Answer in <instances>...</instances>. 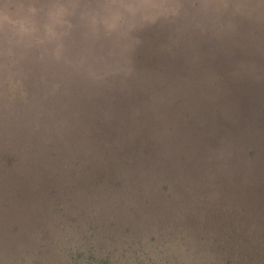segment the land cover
I'll return each instance as SVG.
<instances>
[{
  "label": "rangeland",
  "instance_id": "374dc122",
  "mask_svg": "<svg viewBox=\"0 0 264 264\" xmlns=\"http://www.w3.org/2000/svg\"><path fill=\"white\" fill-rule=\"evenodd\" d=\"M195 202L262 262L264 0H0V264H217Z\"/></svg>",
  "mask_w": 264,
  "mask_h": 264
},
{
  "label": "trees",
  "instance_id": "16d2710c",
  "mask_svg": "<svg viewBox=\"0 0 264 264\" xmlns=\"http://www.w3.org/2000/svg\"><path fill=\"white\" fill-rule=\"evenodd\" d=\"M164 197L171 198L172 190L170 186H166L164 189ZM170 200V199H169ZM161 203L157 201L156 206L160 205ZM204 202L198 203L195 202L194 204H186L182 207V204H178L176 208L178 211L171 212L168 210L161 211L158 217L155 218H144L141 219L139 224L146 225V224H155V232L159 237L164 239H168L171 237L172 239L176 238V233L184 232L188 233L191 230L195 233L196 237L198 238V245H205L210 248H214L217 250L221 257L218 259L217 264H264V258L262 262H243L242 257L244 256L243 253L246 249H248L250 243L247 242V238L245 235L247 232H241L242 223L240 221H236V219H228V217H224L220 215V212H212L213 216L210 222L204 223L202 220L198 219L197 216H200L201 209L207 208V205L204 207ZM200 206V207H199ZM200 208V209H199ZM181 209V210H180ZM187 210V213L193 221H195L196 225L189 224H182L179 220L180 215L177 214L182 210ZM215 214V215H214ZM89 217L88 223H84V227H90V230H84V235L91 234V237H83L85 241H88V244H96V242L100 239H92L96 238V233L92 230L94 227L96 228H104L107 231V237L113 238L121 228L124 227V232L126 234L132 231L133 225H122L121 222L116 218H112L110 222H99L98 218H93V214ZM245 227V226H244ZM243 229L245 230V228ZM188 230V231H187ZM247 230V229H246ZM191 233V232H190ZM248 237L250 241L258 239L255 234L250 235ZM264 244V241H263ZM197 245V246H198ZM261 246L264 248L262 244L255 243L253 247ZM252 247V248H253ZM253 260L256 259V253L252 254ZM77 262H72L75 264ZM88 264V262H84ZM97 264H108V262H98Z\"/></svg>",
  "mask_w": 264,
  "mask_h": 264
}]
</instances>
